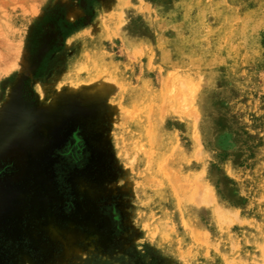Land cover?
I'll return each mask as SVG.
<instances>
[{
  "label": "rangeland",
  "instance_id": "374dc122",
  "mask_svg": "<svg viewBox=\"0 0 264 264\" xmlns=\"http://www.w3.org/2000/svg\"><path fill=\"white\" fill-rule=\"evenodd\" d=\"M0 264H264V0H0Z\"/></svg>",
  "mask_w": 264,
  "mask_h": 264
},
{
  "label": "bare ground",
  "instance_id": "6f19581e",
  "mask_svg": "<svg viewBox=\"0 0 264 264\" xmlns=\"http://www.w3.org/2000/svg\"><path fill=\"white\" fill-rule=\"evenodd\" d=\"M73 18V17H72ZM205 195V197L206 198H208L209 200H212V197H211V195L208 193V194H204ZM195 202H197V203H203V202H209L207 199H205L204 197H202L201 198V200L200 199H195Z\"/></svg>",
  "mask_w": 264,
  "mask_h": 264
}]
</instances>
